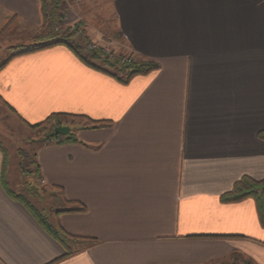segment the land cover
Masks as SVG:
<instances>
[{
  "label": "crops",
  "instance_id": "crops-1",
  "mask_svg": "<svg viewBox=\"0 0 264 264\" xmlns=\"http://www.w3.org/2000/svg\"><path fill=\"white\" fill-rule=\"evenodd\" d=\"M110 6L119 44L158 69L122 83L63 45L0 64V103L23 126L79 123L76 142L36 149L38 183L50 222L95 242L63 258L14 198L25 175L0 139V264H264L256 202L221 199L243 177L264 179V0ZM16 24L40 31V0H0V35Z\"/></svg>",
  "mask_w": 264,
  "mask_h": 264
},
{
  "label": "trees",
  "instance_id": "trees-1",
  "mask_svg": "<svg viewBox=\"0 0 264 264\" xmlns=\"http://www.w3.org/2000/svg\"><path fill=\"white\" fill-rule=\"evenodd\" d=\"M67 1L69 0H40L43 24L40 29V33L32 39V41L35 42V45L12 55L9 58V61L16 56L34 53L50 47L63 45L68 47L84 63L118 78L122 83H128L135 76L148 74L159 68V65L154 62L135 60L132 55L125 56L124 54L114 55L112 52L107 53L103 47H99L93 51L88 50L87 47L89 43H91L90 39L85 35H77L80 32V25L74 26L73 29H64L62 27L64 20L62 11L64 9V4ZM8 28L9 25L6 26V28L1 31V33L7 31ZM77 36L80 38H77ZM65 119L66 118L61 117L60 115H54L49 117L43 123L31 126L30 128L35 130L44 126H50V130L46 134V141L59 140L61 143L76 142L77 140L75 135L72 133V129L71 132L65 137H49L50 133H52L56 127L63 125V121ZM260 135L262 138H264V132H262ZM5 156L6 155L4 152V166L5 161L7 162ZM20 157L23 159L25 156L23 153H20ZM20 167L23 170V175L27 176L28 173L24 171L22 163L20 164ZM36 168V176L38 177L39 167L36 166ZM13 196L16 199L21 200L25 206L30 209L32 214L38 218L48 233L52 235V237H54L60 243V245H62L65 250V255L63 258L72 257L80 253L85 247L95 242L92 240L85 241L84 239L70 236L68 233L54 226L47 216L43 215L34 206L30 205V203L25 198L16 195ZM221 199L226 203H236L246 199H253L257 204L260 219L264 224V179L258 182L249 177H243L240 181L236 182L233 189L223 195ZM64 212L70 213L74 211ZM232 258L236 264L239 262L238 260H241L239 254H233ZM241 262V264H253L248 259Z\"/></svg>",
  "mask_w": 264,
  "mask_h": 264
},
{
  "label": "rangeland",
  "instance_id": "rangeland-1",
  "mask_svg": "<svg viewBox=\"0 0 264 264\" xmlns=\"http://www.w3.org/2000/svg\"><path fill=\"white\" fill-rule=\"evenodd\" d=\"M112 0H69L64 4L62 15L64 17L62 27L64 29H73L80 25V31L77 35L84 36L86 27L88 32L101 34L98 44H102L105 49L111 51L114 55H129L126 49L119 44L122 39L118 26L116 24L114 11L110 6ZM43 21V17H42ZM41 31V30H40ZM39 30L32 29L23 24L10 26L7 31L0 35V64L5 62L12 55L35 45L32 38L36 37ZM89 32V33H90ZM77 38H80L78 37ZM120 36V37H119ZM67 124L71 125L72 133L77 136L76 130L79 124L76 121L69 120ZM50 126H44L39 129H31L23 126L14 115L0 103V139L7 146L17 159L12 160L13 165L22 163L24 171L31 176H24L22 187L18 193L25 198L30 205L38 209L43 215H48L53 210L52 199L43 190L38 183L36 176V149L46 142V134ZM20 153L25 156L23 159ZM237 264L247 260L240 256ZM215 264H236L230 257L225 261H219Z\"/></svg>",
  "mask_w": 264,
  "mask_h": 264
},
{
  "label": "water",
  "instance_id": "water-1",
  "mask_svg": "<svg viewBox=\"0 0 264 264\" xmlns=\"http://www.w3.org/2000/svg\"><path fill=\"white\" fill-rule=\"evenodd\" d=\"M71 132V128L69 126H58L54 129L52 133H50L49 137H65Z\"/></svg>",
  "mask_w": 264,
  "mask_h": 264
},
{
  "label": "built area",
  "instance_id": "built-area-1",
  "mask_svg": "<svg viewBox=\"0 0 264 264\" xmlns=\"http://www.w3.org/2000/svg\"><path fill=\"white\" fill-rule=\"evenodd\" d=\"M81 32V31H80ZM99 47H103L102 45H99L98 43L96 42H92L89 43L87 49L90 50V51H93L95 49H98ZM104 48V47H103ZM105 49V48H104ZM107 53H111V51H108V49H105Z\"/></svg>",
  "mask_w": 264,
  "mask_h": 264
}]
</instances>
